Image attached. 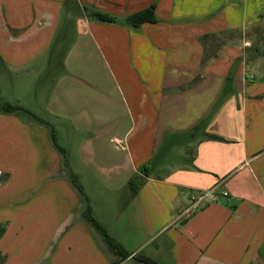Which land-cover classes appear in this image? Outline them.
<instances>
[{"label": "crops", "instance_id": "1", "mask_svg": "<svg viewBox=\"0 0 264 264\" xmlns=\"http://www.w3.org/2000/svg\"><path fill=\"white\" fill-rule=\"evenodd\" d=\"M60 2L33 0L36 23L43 16L51 28ZM152 5L155 23L123 24ZM69 6L64 15L84 39L72 70L92 69L95 76V63L80 64L90 49L117 84L114 65L128 94L118 100L125 111L115 103L103 113L99 102V111L87 113L80 91L66 80L51 89L46 107L67 115L82 106L72 114L95 124L82 156L110 165L99 175L107 188L132 178L138 183L125 200L128 213L113 220L114 212L105 225L97 218L101 201L89 207L71 183L79 175L63 166L48 126L34 120L32 127L13 126L0 111V264H145L139 256L154 264H264V0H73ZM83 6L116 22L88 18ZM15 143L20 162L8 160L13 152L1 158ZM33 144L50 153L48 166L44 157L33 162ZM33 174L35 182H47L45 192L25 186ZM206 190L216 199L187 212L189 196ZM86 208L117 254L86 219Z\"/></svg>", "mask_w": 264, "mask_h": 264}, {"label": "rangeland", "instance_id": "2", "mask_svg": "<svg viewBox=\"0 0 264 264\" xmlns=\"http://www.w3.org/2000/svg\"><path fill=\"white\" fill-rule=\"evenodd\" d=\"M72 3L73 0H61L63 13L61 11L54 25L49 28L43 16H39V23H36V17L33 16V0H0V45L2 47L0 57L3 61V63L0 62V107L11 106L20 109L11 113H2L11 116L13 126L32 127L35 121L37 125L42 124L46 128L48 126V129L54 132L52 133L54 144L64 151L63 166L67 167L71 173L79 175L77 185L82 188L89 207L94 209L95 204L101 201L102 205L96 209L97 218L109 226L106 221H109L114 212L113 220L120 215L119 212L128 213L124 203L126 198L132 196L129 191L131 188L128 183L127 185L118 184L116 188H107V183H104L99 175L107 174L106 170L110 168V165L106 163L97 165L92 163V159H85L82 156L83 151L79 148L86 141H92L93 125H95L86 122L85 118H77L72 114L75 112L78 116L84 109L82 106L79 109H73L67 115L58 111L52 113L46 107L51 89L55 84L66 80L71 85V90L80 91L84 98L82 102L85 100L83 106L87 113L93 114L95 109L99 111L96 107V103L99 102L103 113H107L109 105L115 103L118 104L119 111H125L124 104H119V101H123L128 94L126 87L120 83L123 76L118 73L114 65L109 63L114 73L113 78L120 81L117 82L118 85L115 82L113 84L110 70L104 68L103 62L95 59L90 49L82 52L80 64L92 67L95 63V76L92 69L78 70L76 67L72 70L75 68V60H78L80 56L79 52L74 51L82 45L84 40L79 36L80 30L75 25V21L64 15V11L69 10V5ZM38 33L40 35L36 36ZM132 63L135 65L134 60ZM9 135L20 137L24 134L23 131H13ZM19 141H21L19 138L14 139V142ZM18 147L19 145L15 143L13 147L15 149L4 150L1 158L8 157L13 152L8 160L19 163L20 158L16 161L19 154L16 149ZM54 149L60 156L62 155L56 147ZM30 152L33 154V162L35 159L44 157L46 166L50 164L51 155L48 151L43 155L42 151L33 144V152ZM1 164L0 161V166ZM13 170L16 171V175L21 174L20 166L13 167ZM133 179L137 185L138 179ZM43 180L40 183L35 182L33 174V180H27L25 186L33 185L34 189L39 185L38 189L45 192L47 182ZM135 228L136 226L133 225L131 230L134 231ZM118 236L119 242L122 243L126 237V229L119 230Z\"/></svg>", "mask_w": 264, "mask_h": 264}, {"label": "trees", "instance_id": "3", "mask_svg": "<svg viewBox=\"0 0 264 264\" xmlns=\"http://www.w3.org/2000/svg\"><path fill=\"white\" fill-rule=\"evenodd\" d=\"M81 13L91 19H94L96 21L102 22V23H114L116 22L115 18H112L108 15L99 13L97 11H94L93 9L83 6L81 8ZM156 22V18L154 15V6H150L144 10L138 11L132 15L127 16L124 21L123 24L133 28V29H137L139 28L141 25L146 24V23H155ZM0 62L3 63L1 57H0ZM16 110H20L17 107H11V106H5V107H0V111L3 113H11L14 112ZM207 139L210 140H217V141H221L220 138H217L215 136H210V135H205ZM50 138L51 141L53 142V135H52V131L50 130ZM54 143V142H53ZM60 153H64L62 150L56 148ZM71 183L74 185V187L77 189V191L80 192V187L77 185V180L75 176H71ZM128 186L130 188H133L136 190V185L134 183V179L130 180L128 182ZM85 216L86 219L92 224V226L95 228V230L99 233V235L102 237L103 242L105 243V245L107 246V248L113 252L117 254V251L119 250L118 245L115 243V241L113 239H111L106 232L104 231V229L99 226L96 221L93 219V217L90 214L89 208H86L85 211ZM125 258V257H122ZM140 260H142L145 264H154L152 263L150 260L144 258V257H138Z\"/></svg>", "mask_w": 264, "mask_h": 264}, {"label": "built area", "instance_id": "4", "mask_svg": "<svg viewBox=\"0 0 264 264\" xmlns=\"http://www.w3.org/2000/svg\"><path fill=\"white\" fill-rule=\"evenodd\" d=\"M223 196H226L224 193ZM216 194L214 190H206V191H199L194 192L189 196V207L190 209L187 212L192 211L207 202L214 201L216 199Z\"/></svg>", "mask_w": 264, "mask_h": 264}]
</instances>
